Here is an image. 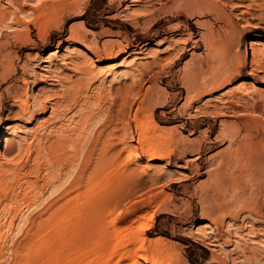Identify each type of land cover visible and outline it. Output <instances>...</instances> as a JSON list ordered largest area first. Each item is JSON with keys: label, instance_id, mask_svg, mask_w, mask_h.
Here are the masks:
<instances>
[{"label": "rangeland", "instance_id": "rangeland-1", "mask_svg": "<svg viewBox=\"0 0 264 264\" xmlns=\"http://www.w3.org/2000/svg\"><path fill=\"white\" fill-rule=\"evenodd\" d=\"M178 1L0 0V264H264V174L240 146L264 137V0H206L235 26L228 71L203 38L222 21ZM62 136L77 161L51 166L36 146ZM75 142L117 153L54 245L32 219L76 172Z\"/></svg>", "mask_w": 264, "mask_h": 264}, {"label": "bare ground", "instance_id": "bare-ground-1", "mask_svg": "<svg viewBox=\"0 0 264 264\" xmlns=\"http://www.w3.org/2000/svg\"><path fill=\"white\" fill-rule=\"evenodd\" d=\"M185 1L186 0H180V1H178L177 5L182 4ZM190 1L191 0H189V2ZM196 1H197L196 3L198 4V7H197L196 4H194V5H196V7L200 10V12L196 11V7H195V11L196 12L201 13L202 16L203 15L205 16L206 14L212 15L213 17L215 16V17H217L220 20V21H217V22L220 23L222 21V23H223L221 25V27L219 26L218 30L217 29L213 30L212 26L209 27L211 29L210 30L208 29V31L206 30L207 31L206 33L204 32L206 35L204 36V34H203V36H204L203 38H205V42L206 43L205 42L204 43L207 45L206 46L207 49H208L207 52H208V55L211 57V60L213 59L214 62L216 61L217 64L224 71H228L229 68H230V65L234 64V61L236 59V55L233 52V47H234V33L233 32L235 30V28H234L235 26L232 24L233 22L231 21L230 16H228L225 13H223L222 10L219 9L215 3H211L210 1H206V0H196ZM180 2H182V3H180ZM207 24H208V22H207ZM204 25H206V24H204ZM204 25L202 23V26H204ZM214 26H217V25H214ZM250 43L253 44V46H252L253 48H257L256 45H261L262 42H261V40L255 39V40H253ZM94 44H95V48L97 49L99 45L96 42H94ZM254 54H255V57H256V52ZM255 57H253V58H255ZM214 79H216V78H214ZM131 84H133V83H131ZM131 84L130 85H124L123 87L122 86H118V87H115V89L120 94L125 95L128 92L129 89L133 88ZM126 96H128V94ZM64 100L68 101V99L66 97L64 98ZM118 110H120V111H118ZM118 110H117V113H116L115 116H117L118 119H120V117L123 118V119L126 118V116L128 114V110H125L124 108L118 109ZM28 111H29V106H28V104H25L23 106V112L27 113ZM54 111L56 112V111H58V109L57 110L55 109ZM59 112H62V111H59ZM113 112L112 111L110 112V117H109L110 123H111L112 119L115 118ZM109 125L107 126V128L109 127ZM107 128L104 126L103 129L101 128L100 131L104 132ZM98 132H99V130H98ZM247 132H248V134L246 135V137H249V135H250V138H249L248 141H244V143H242L240 146L246 148L248 154L251 155L252 161L254 162V164L256 166H258V169H257V173L258 174L257 175H258V178H260V176L264 174V170L263 169L260 170V162L264 161V150H263L264 149V147H263L264 137H263V135H261V138H260V134L253 135V133L251 131H247ZM96 133H97V131H96ZM100 136H101V134H100ZM101 137H103V136H101ZM252 138L253 139L256 138L257 141L256 140H255L256 142L253 141ZM97 139H99V140H97V143H99L100 142V137H98ZM93 140H94V136H93ZM46 141H47L46 143H43V142H45V140L42 141V143H40L38 146H36V149H37L38 153H42L43 156H45V157H47L49 159L51 166H56V165H58L60 163L63 164L62 166L66 165V164H68V165L71 164V166L75 165L74 163L77 161V157L76 156H72L71 158H69V152H71V151H69L68 148H67V144L72 142V138L70 136H62V137H59V138H51V139L48 138ZM90 141H92V140H90ZM93 142H95V141H93ZM91 143L92 142L87 144L88 146L85 144L86 145L85 146L84 144H80L79 142H75L76 155L82 157L81 160H80L81 157L79 158L80 164L78 165V168H77L76 172L71 174L72 175V179L69 181L68 186L63 188V190L59 193V195L56 198H54L53 200L49 201L48 205L46 206V210H45L44 214L36 215L32 219V227L31 228L33 229L36 226L38 227L39 230L42 227L48 228V234H49V238H48L49 241L48 242H50V243H52L54 245L57 244V243L62 244V245L67 243V241H68V233L70 232V230L72 229V226H73V220L72 219H73V217L75 215L79 214V212H81L84 209V207H83L84 202H82V197L86 194V190L85 189L88 186V181H90L91 178L95 177V174L98 172V170H100V168H103L102 166L105 163H109V161L107 162V160H108V157H106L107 155H110L112 157V156H115V154L117 153V152L115 153L112 150H111L112 154L111 153H107V151H108L107 150L106 151L107 155H106V153L104 154L103 149L101 148L103 146H101L100 149H99L98 145H96L97 143H93V144H91ZM250 143H252V144L250 145ZM6 144H7V148L5 149L6 153L7 154H12L13 150H14L12 144H9V143H6ZM90 144H91V146H90ZM21 148H23L22 145H21ZM112 148L114 150L115 147H112ZM113 152L115 154H113ZM156 152H157V150L155 148L148 149V154H149L150 157H153V155L156 154ZM112 159H113V157H112ZM139 175L137 176V178L135 177L136 175L134 176L136 180L138 178L142 179V177L140 178ZM131 176H133V175H131V173H130V178L132 179ZM135 179L133 178L132 182ZM3 180H4L3 178L0 179V187H3L2 186ZM63 186H65V185L61 184L60 187L62 188ZM55 188H56V190H59V188L58 189H57V187H55ZM93 208L97 209V207L96 208L93 207ZM138 222H141V220L138 219ZM147 227H148V225H144V227L141 226L139 228V230H138V237L137 238H131V242L132 243L140 242V244L142 246L144 244V242L140 241L141 240V233H142L143 229L145 231V228H147ZM144 231H143V233H144ZM117 240H119V239H117Z\"/></svg>", "mask_w": 264, "mask_h": 264}]
</instances>
